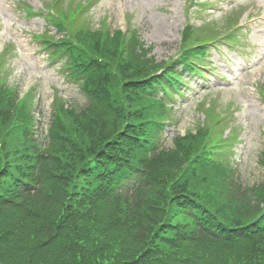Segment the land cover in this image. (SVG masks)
Returning a JSON list of instances; mask_svg holds the SVG:
<instances>
[{
    "label": "trees",
    "instance_id": "1",
    "mask_svg": "<svg viewBox=\"0 0 264 264\" xmlns=\"http://www.w3.org/2000/svg\"><path fill=\"white\" fill-rule=\"evenodd\" d=\"M146 52L117 35L73 46L90 101L44 138L6 133L0 97V264H264V183L241 182L212 137L159 148L170 110Z\"/></svg>",
    "mask_w": 264,
    "mask_h": 264
},
{
    "label": "rangeland",
    "instance_id": "2",
    "mask_svg": "<svg viewBox=\"0 0 264 264\" xmlns=\"http://www.w3.org/2000/svg\"><path fill=\"white\" fill-rule=\"evenodd\" d=\"M20 1L39 9L51 0H0V52L5 45H12L9 42H13L19 48L17 57L11 56L6 62L8 86L15 88L17 95L34 90L38 115L43 126H46L56 92L65 101L77 103H85L86 96L76 81L62 76L61 69L58 68V72L56 69H45L47 64L43 61L44 52L33 45L34 41H30L33 33H41L45 29L44 20L37 16L25 18L16 8L17 3L21 4ZM62 1L71 7H78L77 3L82 2ZM93 2L88 4V13L78 17L77 21L80 20L78 23L71 24L73 30L81 25V21L90 24L91 27H97L100 21L105 19L116 29L125 30L130 25L128 32L132 30L136 32L139 41L150 48L149 52L151 50L152 53L150 52L149 56L154 54L161 59L178 52L180 32L185 23L184 0H93ZM213 4L214 9L209 10L210 12L193 13L191 22L198 28L215 20L211 25L213 27L209 26L207 29L213 28L223 33L226 27L222 24L226 16L230 12L236 13L235 17L239 16L241 23L251 29L247 31L243 41L255 44L253 51L258 54L257 63L251 66L249 72L247 69L242 72V68L240 69L242 64L238 63L235 73L240 74L234 75L238 78L233 84L221 83L213 77L210 78L213 82L209 83L206 89L200 86L193 89L191 83L192 88L188 96L181 95L175 102L173 121L167 128L164 144L165 147H170L175 134L195 130L203 122L206 105L215 102L217 110L224 108V114L227 116L230 115V111L233 112L230 121L236 125L239 137H242V141L237 142L233 150L243 181L246 184L258 183L264 180V166L259 163L260 153L264 149V101L257 87H264V0L220 2L213 0ZM237 7H244V13L233 11ZM254 10L258 16L247 19ZM50 30L51 33H55L53 27ZM54 36L58 37L61 34L57 33ZM12 48L14 50L13 45ZM219 67L223 68L222 65ZM201 104L203 108H200Z\"/></svg>",
    "mask_w": 264,
    "mask_h": 264
}]
</instances>
